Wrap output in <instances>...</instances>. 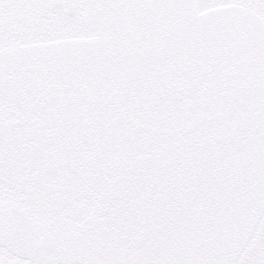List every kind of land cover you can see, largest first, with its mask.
Listing matches in <instances>:
<instances>
[{"label": "snow or ice", "instance_id": "obj_1", "mask_svg": "<svg viewBox=\"0 0 264 264\" xmlns=\"http://www.w3.org/2000/svg\"><path fill=\"white\" fill-rule=\"evenodd\" d=\"M0 264H264V0H0Z\"/></svg>", "mask_w": 264, "mask_h": 264}]
</instances>
